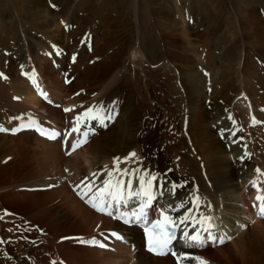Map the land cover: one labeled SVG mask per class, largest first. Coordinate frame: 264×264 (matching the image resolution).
<instances>
[{
    "label": "bare ground",
    "instance_id": "obj_1",
    "mask_svg": "<svg viewBox=\"0 0 264 264\" xmlns=\"http://www.w3.org/2000/svg\"><path fill=\"white\" fill-rule=\"evenodd\" d=\"M143 1L145 8L141 7ZM45 2L34 0V8L22 11L27 26L32 18H41L35 27L24 30L25 24H19L21 31L14 35L13 43L0 36V95L8 97L9 107L14 108L5 109L11 114H0V128L8 129L25 119L54 124L63 132L51 140L39 136L32 127L17 135L0 134V155H8L0 159V210L16 212L5 208V202L28 204L32 211L22 210L21 214L26 215V222L40 223L48 241L38 242L37 229L30 230L33 235L28 243L23 240L27 233H15L3 246L0 264H176L170 256L157 257L144 250L142 224L129 228L119 218L118 207L113 208L111 216L98 211L88 203L90 195L83 194L87 189L78 187L85 179L102 186L109 172L114 181L123 169H140L158 177L154 192L157 183L159 192L148 217L156 205H167L178 217L191 214L188 223L211 217L215 225L222 224L213 235L222 238L223 243L205 240L203 246L188 243L179 248L183 264H264V204L257 200V196L264 197V171L259 170L264 169V148L255 146L249 131L252 123L264 122V14L260 11L263 5H255L261 1H232L238 16L229 60L231 75L235 74L230 82L234 87L222 77L221 83L216 73L200 68L185 49V39L171 35L164 42L167 46L176 44V49L171 46L163 53L155 48L153 54L149 53L152 44H157L156 35L147 34L150 27L143 18H163L174 28L176 18H172L168 3L130 0V14L115 6L119 30L126 34L128 23L132 34L116 37L114 32L99 40L92 36L79 46L83 39L77 37L60 44L76 15L65 16L69 28L56 25L44 15L48 8ZM217 2L211 32L217 30L224 14L230 13L223 6L227 5L224 0ZM93 14L76 26L85 29ZM181 29L185 32L188 27L182 25ZM91 30L97 37V28ZM44 37L50 39L42 41ZM90 40H95L96 46L88 55ZM206 40L209 46L214 43L211 35ZM13 45H18L17 51L9 56L7 51ZM152 56L160 58L162 65L153 68L149 64ZM93 57L98 60L92 65L89 61ZM26 72L35 83L24 80ZM65 75L70 80L68 85L63 82ZM18 94L21 97L15 101L13 97ZM59 103L60 107L55 106ZM90 108L94 110L91 115L101 119L87 120L85 129V121L77 125L76 118ZM105 110L112 114L111 121ZM105 123L106 129L101 127ZM74 127L90 134L87 143L67 155L71 145L82 139L73 132ZM173 185L177 187L170 192ZM251 222L254 225L243 231ZM188 228L190 232L201 231L200 224ZM123 230L132 235L131 240ZM236 230L242 232L233 240ZM102 231L108 235L104 239L107 250L91 243L98 241Z\"/></svg>",
    "mask_w": 264,
    "mask_h": 264
},
{
    "label": "rangeland",
    "instance_id": "obj_2",
    "mask_svg": "<svg viewBox=\"0 0 264 264\" xmlns=\"http://www.w3.org/2000/svg\"><path fill=\"white\" fill-rule=\"evenodd\" d=\"M128 1H130V0H46L45 4L48 6V8H46L47 12H46V14L44 13V15H47V16L49 15L50 16L49 19H51V21H53L54 24H56V25L60 24L61 27L69 28L67 26L68 22L67 23L65 22V19H66L65 16L70 17L71 14L74 13L76 15L75 16L76 18L74 20H72L73 21L72 27L70 28V31L69 30L67 31V36L64 37L60 41V44L66 45L68 43V41L71 40L70 38L77 37V38L83 39V40L79 41V46H83L84 43L86 42L85 40L88 37H92V36L94 38H97L98 40H99V38H102L103 36H108V34L114 35L115 33L116 34L114 36H116V37L117 36H119V37L120 36L121 37L130 36V34H132L129 30L130 24L126 23V31L128 33L126 32V34L125 33L122 34L121 31L119 30L120 27H119L118 22L115 23V21H116L115 19L117 17V14L114 11V7L117 6L120 10H122V12H128L129 11V14H130V9L128 8V6H129ZM160 1L164 2L166 4L168 3L169 7L171 8L170 11L172 12L171 13L172 18H173V16H174V18H176V19H174V20H176V21H174L176 24L173 23L174 24V28H173L167 23L168 22L167 20H163V18H160L159 19L160 21H158L157 19H151V17H149L148 15L145 14L146 18H143V21L145 20L144 23H146L148 25V28L150 27L149 30L147 29V34L148 35L150 34L151 36L156 35L155 43H157V44H152V47H151L152 52H149V53L153 54V51L155 48H157L158 52L160 50L161 51L163 50L162 51L163 53L166 51V48L167 49H168V47L171 48V46H173V48L176 49L177 47L176 46L174 47V45H176V44L171 45V46L170 45L167 46V43L164 42V39H165V41L167 38L171 39L172 38L171 35L176 36L177 37L176 39H185V49L186 48L188 49V50L187 49L186 50L188 51L191 59H193V61H196L200 65V68L203 67L205 72L209 73V74H211L213 72H214V74L216 73L215 75L217 77H220L221 83H222V78H223L227 81V84H229L231 87H234L232 85V83H230V82H232V80L234 79L233 76L235 74L231 75L230 70L232 69L233 66L230 64L229 60H230V57H231V54L233 51L234 40H231V38L233 39V37H234L232 35V32L234 30L233 26L235 24L236 29H237L238 16H237L235 10L232 8L233 7V4H232L233 0H224L227 5L225 6V4L223 3V6H224L225 10L228 9L230 11V13L224 14L225 15L224 20L222 19V22L219 23V27L217 28V30L212 31L213 33L211 32V26H212V23L215 21L216 18L212 19V11H213L214 7L216 8L218 6V2H217L218 0H215V1H212V0H188V1H186V0H160ZM260 1H261L260 3H256L255 5L258 8V6L260 4H262L263 6H260L261 7L260 11L263 12V14H264V8H263L264 7V0H260ZM187 3L189 4L188 8L186 6ZM30 6L34 8V6H35L34 0H32V1L31 0H0V36L6 37V41H11L13 43L14 40H12V39H13L14 35L17 36L21 31L20 28H18L19 24H23V25L25 24L23 29L24 30H30L31 29L30 27H35L37 25L36 22L39 19L41 20V18H32L31 20H29V22H27L29 24V26H27V24L23 21L24 20V14L22 11L28 10L27 8ZM21 7H23V8L21 9ZM141 7L145 8L144 1H143V5L141 4ZM234 7L238 8V6H235V5H234ZM66 8H68L69 11H67ZM151 9L152 8H148V10H151ZM174 9H175V11H174ZM180 9H182V10H180ZM205 11L207 13H205ZM238 11L240 12L239 15L242 16V11L240 9ZM43 12L44 11H41V14H43ZM90 14H93V16L90 18L85 29L84 28L80 29L79 26H76L78 24V22L83 20L84 17H86V16L88 17ZM178 14H180V15H178ZM190 14H191V16H190ZM43 19L44 18H42V20ZM116 25H118V26H116ZM182 25H185L188 27V29H186L185 32H183L181 29ZM165 26H168V27H165ZM25 27H26V29H25ZM91 27H95L99 31L97 37L95 36L96 32L94 33V30H91ZM114 27H116V28H114ZM172 29H174V31H172ZM175 29H176V32H175ZM150 32H152V33H150ZM172 33H175V34H172ZM184 33L186 36L184 35ZM188 33H190V35ZM68 34L71 36H69ZM80 34H83V35H80ZM209 35H211L212 40L214 42V43H212L211 46H209L207 44V40H206L207 36H209ZM46 38L47 37L42 38V41H43V39H46ZM47 39H50V38H47ZM98 40H96V42ZM90 41L88 42L89 44L87 46V49H88L87 54L88 55H91L94 52L95 46H96L94 44L95 40H92L93 42L92 41L90 42ZM188 41L191 43H189ZM92 45H93V47H92ZM164 46H166V47H164ZM17 47H18V45H15V46L13 45L12 48H10L7 51L8 55L10 56V55L14 54L17 51V49H16ZM112 50H113V48H111V50H109L108 53L112 52ZM127 50L128 49L125 48L124 51L127 52ZM210 53H211V55H210ZM0 58H2L1 55H0ZM97 60L98 59H96V57L95 58L93 57L90 59L89 64L93 65L95 62H97ZM150 63L153 66V68H155L157 66L162 65L161 64L162 60H160V58H158V57L154 58L152 56L151 61H149V64ZM65 69H67V68L65 67ZM28 74L29 73L26 72L24 75H22V77L24 78V80H26V81L28 80L30 83L33 84V82H31V80L28 78V76H29ZM257 74L260 76L259 73H257ZM26 76H27V78H26ZM71 76H72L73 80L76 78L75 73L72 74ZM260 79H261V77L258 80H260ZM0 82H1V80H0ZM63 82L65 84V77L63 78ZM251 83L252 84L255 83L254 77H253V80L251 81ZM0 85H1V83H0ZM81 90H82V88L80 90L78 89L77 91L81 92ZM209 91H211V90H209ZM174 96L175 95H173V98H174ZM20 97L21 96L18 94V96L17 95L14 96L13 99L15 101H18L20 99ZM219 99L222 100L223 98L220 97ZM209 100H210V98H208L206 101H209ZM150 102H152L153 104L156 103V101H150ZM261 102L264 103L263 100H261ZM9 106H10V103H9L8 97L6 98L1 94L0 95V114L3 112H4V114L5 113L8 114L10 112V111L7 112L8 109L11 111H12V109H14L13 107H9ZM6 108H7V110H5ZM62 109L64 111V108H62ZM15 113L16 112H13V116H15ZM9 114H11V113H9ZM262 121L263 120L254 122L249 126V131L252 134V136L254 137V140L256 141V143H257V140H256L257 136L255 133V130L258 131V128H256V127H258L259 122L261 123ZM263 127H264V125L262 124L261 128H263ZM0 129L4 130L5 128L3 127ZM4 132L0 131V134H3ZM22 132H24V131H22ZM258 132L260 133L261 131H258ZM6 134H8V133H6ZM256 145L258 146V144H255V146ZM258 147L264 148V144L262 146H258ZM69 152H67V155H69ZM4 155L7 158V156H8L7 153H2V155H0V159H1V157H3V159H4L5 158ZM141 158H142V160H144L145 157L141 156ZM16 166L17 165H15V167ZM256 167L258 168L257 164H256ZM17 182H19V181H17ZM60 188H61V185H58V191H61V190H59ZM3 206L9 210L13 209L14 211H16V213L21 215L22 216L21 219H23V220H18V219H15V220L18 222H21V224L23 222L24 225L23 224L22 225L24 227H27L31 224V228H29V229L24 228V230H23L24 233H27L26 236H28V237H25V242L29 241L30 237L33 235V233H30V230L34 231L37 229V232L40 233V235L37 237L38 242L39 243L42 242L44 244L47 243V241H48V240H46L47 238H45L42 235V234L46 235V233H45L46 231L44 230L45 228L40 227V225H41L40 223L32 224V222H30L29 219H27L28 221L26 222V219H25L26 215L21 214L22 210L26 211V212L32 211L31 208H29L28 204H25L23 202L22 203L18 202V204H16V203L10 204L9 202H5L3 204ZM14 216H17V215L15 214ZM3 220L7 223V225H11L10 223L13 224V222H14V221L10 222L11 218H7V219L4 218ZM253 225H254V222L250 223L248 225V227H245L242 230L243 231L247 230L250 226H253ZM240 232H242V231H240ZM240 232L238 230L235 231L234 236H236V235L237 236L236 237L233 236L234 237L233 240L239 236ZM0 253H1V251H0Z\"/></svg>",
    "mask_w": 264,
    "mask_h": 264
},
{
    "label": "snow or ice",
    "instance_id": "obj_3",
    "mask_svg": "<svg viewBox=\"0 0 264 264\" xmlns=\"http://www.w3.org/2000/svg\"><path fill=\"white\" fill-rule=\"evenodd\" d=\"M35 83V81H33ZM70 109H65L69 111ZM93 109H88L83 112L82 116H77L76 123L80 124L83 119L85 124L83 127L87 128V120L96 119L100 120L99 116H93L91 113ZM112 111H115V103L113 105ZM105 116L108 121H111L112 114L105 110ZM34 123V122H33ZM27 126V125H26ZM73 132L77 133L82 137V139L77 140L76 143L71 145V155L72 151L77 150L79 146L87 143L89 137V131L84 130L81 132L79 127H74ZM53 135H59L58 133H53ZM135 157V153L130 154ZM120 175L116 177L113 181V173L109 172V179L104 181L102 186L97 187L93 181L85 179L81 182V190L87 189V192L83 194L85 196L90 195L88 203L96 208L100 212H106L108 215H113V208L118 207L120 211V219H122L126 224L139 226L144 224V231L148 237V248L150 251H157L158 254H163L164 250L169 249V246L177 238L176 234L181 224L185 225L183 229H179L184 237L186 243L190 242L191 245L203 246L205 244V237L202 233L207 234V239L216 242L219 240L223 243V239L213 235L214 229L217 227L213 222L211 217H205L193 221V223H198L201 226V231H197L194 235H189L187 224L192 219L191 214L180 217L174 220L167 213L168 208H164L160 211V215L163 219L156 218L152 221H148L149 209L152 208L154 200L157 199V192H159V184H156V191L154 192V182L158 181V177L154 174L141 171L140 169H123L119 170ZM93 176H96L94 173ZM137 186L133 187V182ZM177 186L173 185L169 191L171 192ZM257 200H260L264 204V197L257 196ZM183 207V204H181ZM126 209V210H124ZM261 213L264 214V206L261 207ZM150 225V226H149ZM123 239V237H118ZM93 245L106 247L104 243L98 241H92ZM172 255H177V253L172 252ZM200 264H205L201 261Z\"/></svg>",
    "mask_w": 264,
    "mask_h": 264
}]
</instances>
